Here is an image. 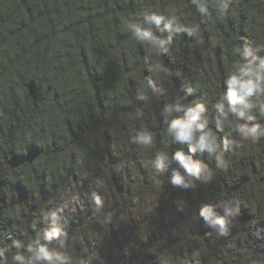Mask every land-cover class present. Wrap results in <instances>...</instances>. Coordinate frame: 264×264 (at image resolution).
I'll return each mask as SVG.
<instances>
[{"label":"trees","instance_id":"trees-1","mask_svg":"<svg viewBox=\"0 0 264 264\" xmlns=\"http://www.w3.org/2000/svg\"><path fill=\"white\" fill-rule=\"evenodd\" d=\"M207 2L202 17L192 0H0V264H18L15 255H30L37 237L42 243L41 225L65 194L88 193L91 201L59 224L65 248L108 227L116 243L132 240L135 264H191L193 255L199 264H264V116L254 108L236 118L259 125L255 139H243L231 124L216 128L213 108L241 59L236 46L264 58V0H228L223 16L216 0ZM144 12L176 16L188 30L153 26L160 40L171 37L157 55L125 28ZM177 96L205 103L227 165L197 153L211 176L192 188L173 186L151 164L160 152L187 151L162 115ZM143 130L154 135L150 149L133 140ZM226 138L238 144L225 149ZM225 199L237 212L230 233L219 236L199 207Z\"/></svg>","mask_w":264,"mask_h":264},{"label":"clouds","instance_id":"clouds-1","mask_svg":"<svg viewBox=\"0 0 264 264\" xmlns=\"http://www.w3.org/2000/svg\"><path fill=\"white\" fill-rule=\"evenodd\" d=\"M197 3V11L202 17H207L209 13V4L207 0H192ZM215 7L220 16L226 14L228 9V0H216ZM155 29L161 33L166 30H174L176 33L187 31L176 16L166 17L159 12H144L143 19L125 21V28L131 32L132 37L141 43H146L151 50L157 55L160 53V44L170 43L171 37L160 40L153 31ZM192 32L198 31V26H192ZM166 51V49H165ZM241 59L235 61L232 65V71L227 79V91L213 105L215 110L214 123L217 129L222 125L231 124L234 130L241 138L246 139L252 136L255 139L259 125L248 127L236 123V118L246 116V113L252 109H257L261 116H264V102H254L253 98L259 100L264 97V58H260L248 49L245 50L240 46L233 49ZM259 61V62H258ZM151 69V66H148ZM163 71L162 66L157 62L155 73ZM191 91V89L189 90ZM141 100H147V95H140ZM208 109L202 100H194L190 104L181 103V98L177 96L174 104H166L162 108V115L167 124V134L173 142L179 145L187 143L188 148H183L169 155L168 152H160L154 161L151 162L155 169V174H169L170 183L179 188L195 187L194 179L203 178L207 183L210 179L211 172L207 169L204 162L200 159H194L197 153H207L211 158L213 155L217 161V167L226 169L227 165L222 159L217 135L210 127ZM140 113H137L139 115ZM229 114L234 118L229 122ZM254 119L255 117H248ZM264 134V129H261ZM133 140L144 149H150L154 143L152 132L143 130L136 131ZM224 148L230 149L238 142L234 139H224ZM175 164V167L172 165ZM92 204L96 211L101 209V200L98 196L93 195ZM216 209H221L222 214ZM62 212V208L58 209ZM237 208L230 199L221 200L218 204L209 203L201 204L199 207V217L203 219L207 227L212 228L217 235L227 236L232 228L231 217L235 216ZM43 238L46 243H40L39 237L29 244L27 257L23 254H17L13 259L18 264H70L71 257L65 250V240L67 232L59 225L51 230H45ZM54 238H59V247H51ZM13 245L19 247V241L14 240Z\"/></svg>","mask_w":264,"mask_h":264},{"label":"rangeland","instance_id":"rangeland-1","mask_svg":"<svg viewBox=\"0 0 264 264\" xmlns=\"http://www.w3.org/2000/svg\"><path fill=\"white\" fill-rule=\"evenodd\" d=\"M92 194L88 193L83 198L65 194L58 203H55L50 208L49 216L41 225L40 235L42 243H46L43 238L45 230H49L53 225L65 224V213L71 214L80 204L84 203L86 205L89 203ZM61 208L62 212L58 210ZM107 229L108 227L104 229V233L101 232L99 234V239L95 236L80 237L82 239L80 248L77 246L65 248L71 257L70 264H135L133 254L136 252V248H134L132 240L129 241V239L123 238L119 243H116L114 237L108 233ZM10 239V237L6 238L8 244H10ZM53 242L54 240L50 246L57 247V245L53 246ZM190 263L199 264L196 255L192 256Z\"/></svg>","mask_w":264,"mask_h":264}]
</instances>
